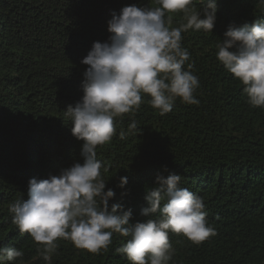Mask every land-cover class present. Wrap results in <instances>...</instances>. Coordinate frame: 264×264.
I'll list each match as a JSON object with an SVG mask.
<instances>
[{
  "label": "trees",
  "instance_id": "obj_1",
  "mask_svg": "<svg viewBox=\"0 0 264 264\" xmlns=\"http://www.w3.org/2000/svg\"><path fill=\"white\" fill-rule=\"evenodd\" d=\"M133 4L152 6V0H0V247L23 251L14 264H46L28 234L20 236L9 207L28 199L31 179L83 163V142L73 137L64 112L83 96L88 66L81 61L95 42L108 40L112 14ZM216 8L212 33H182L199 79V104L177 100L161 116L141 103L116 119L97 159L108 169H102L105 191L115 192L109 205L131 209L130 223L147 219L140 212L157 175H180L179 186L203 198L216 235L196 245L170 233V264H264V108L249 105L243 85L216 58L228 26L264 21V4L216 0ZM179 22L177 14L172 26ZM121 177H127L123 189ZM127 239L113 234L98 254L58 240L50 264H130L117 252Z\"/></svg>",
  "mask_w": 264,
  "mask_h": 264
},
{
  "label": "clouds",
  "instance_id": "obj_2",
  "mask_svg": "<svg viewBox=\"0 0 264 264\" xmlns=\"http://www.w3.org/2000/svg\"><path fill=\"white\" fill-rule=\"evenodd\" d=\"M216 12V0H152V6L133 4L112 14L108 40L95 42L81 61L88 66L83 96L64 112L73 137L83 142V163L47 179H31L28 199L9 207L20 236L28 234L46 264L58 249V240L98 254L112 244L113 234H119L128 239L117 252L130 264H170L175 253L170 233L196 245L216 235L206 219L203 198L180 187L177 174L157 175L155 186L146 190L147 207L140 212L147 219L130 223L131 209L109 205L115 192L105 191L102 169H108L97 159L98 146L109 143L116 132V119L141 103L147 102L161 116L171 112L177 100L199 104L194 95L199 79L191 71L189 51L182 47V33H212ZM177 14L181 22L172 26ZM216 49L219 64L243 85L249 105L264 108V21L250 27L230 24ZM126 185L127 177H121L118 187ZM23 256L20 249L0 247V264L22 262Z\"/></svg>",
  "mask_w": 264,
  "mask_h": 264
}]
</instances>
